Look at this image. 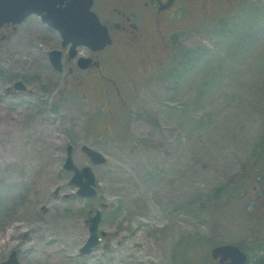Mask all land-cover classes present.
Wrapping results in <instances>:
<instances>
[{"label":"rangeland","instance_id":"374dc122","mask_svg":"<svg viewBox=\"0 0 264 264\" xmlns=\"http://www.w3.org/2000/svg\"><path fill=\"white\" fill-rule=\"evenodd\" d=\"M193 5L162 65L104 60L122 93L115 81L107 94L103 80L96 96L68 92L66 71L48 60L60 37L35 17L0 43V263L16 250L22 264H180L188 239L213 237L216 188L264 166V0ZM19 79L28 92L7 94ZM69 144L96 174L94 197L79 195L64 167ZM99 209L105 235L83 254ZM238 219L221 216L217 240L245 238ZM250 254L257 263L264 246Z\"/></svg>","mask_w":264,"mask_h":264},{"label":"flooded vegetation","instance_id":"af4514ba","mask_svg":"<svg viewBox=\"0 0 264 264\" xmlns=\"http://www.w3.org/2000/svg\"><path fill=\"white\" fill-rule=\"evenodd\" d=\"M196 2L197 0H94L92 8L107 28L111 43L99 50L80 45L76 48V52H72V54V45L64 44L63 38L56 28L45 23L40 14L34 13L30 17H35L39 25L42 23L41 27L53 30L59 35V45L49 49L48 60L52 65L51 50L61 51L63 71L65 70L68 75V78L64 77L62 79L68 88L67 91L74 90L77 85L80 93L82 88L84 95L88 97L96 96L101 92L102 80L107 94L110 91L115 92V88L112 89V82H117L116 89L121 93L124 91L123 88L126 87L122 79L120 77L118 79V75L113 78L109 74L110 72L117 73L116 71L110 70L109 73L105 71L104 60H114L123 68L130 65L131 62L147 64L157 59L162 62V65L166 60L165 58L170 55L169 49L166 52V45L169 46L168 41L172 37L174 22L179 19L181 13L185 11L184 9L193 8V3ZM64 5L65 3L62 4V7ZM185 5L188 7H185ZM57 6L59 7L61 4ZM12 31V25H6L0 30V33L8 34ZM82 57L91 59V63L87 68L81 66ZM103 74L105 78L102 79ZM106 75H110L111 79L107 81ZM11 92L19 94L23 91L16 92L11 88ZM106 102L108 104L107 99ZM124 103L127 102L124 101Z\"/></svg>","mask_w":264,"mask_h":264},{"label":"water","instance_id":"95a60500","mask_svg":"<svg viewBox=\"0 0 264 264\" xmlns=\"http://www.w3.org/2000/svg\"><path fill=\"white\" fill-rule=\"evenodd\" d=\"M65 6L57 7V4ZM93 0H0V29L5 24H17L32 13H43V19L59 30L64 38V44L72 43V50L80 44H86L92 49H101L110 42L106 28L101 24L97 14L92 11ZM46 14H44V12ZM4 37H0L3 39ZM53 66L61 70L63 63L61 51L54 49L50 52ZM90 59L82 58L81 66L88 67ZM83 62V63H82ZM17 90L26 89L23 81L14 84ZM72 144L68 145L67 157L64 167L73 171L71 181L79 186L78 194L83 197H93L97 194L96 174L90 165L79 167L73 158ZM86 152L94 162L101 163L105 157L98 151L84 146ZM102 219V211L97 212L87 219L90 235L80 248L81 253L88 254L100 241L99 225ZM103 235L105 232L102 233ZM212 256L218 259L217 264H247V253L235 243L220 244L212 248ZM0 264H21L18 252L13 250L8 259ZM264 264V262L260 263Z\"/></svg>","mask_w":264,"mask_h":264},{"label":"trees","instance_id":"16d2710c","mask_svg":"<svg viewBox=\"0 0 264 264\" xmlns=\"http://www.w3.org/2000/svg\"><path fill=\"white\" fill-rule=\"evenodd\" d=\"M228 18L221 19V23L227 24ZM185 57L182 52L177 56ZM184 60L181 58L180 63ZM244 180H237L235 185L229 191L222 192L221 187L216 188L213 202L211 203V215L213 218V237L207 239L205 236L193 238L181 247L180 264H215L212 255L209 253L210 245H218L223 242L217 240V234L221 231V226L227 225V222L221 220V216H229L235 212L238 220L245 228V238L238 242L248 253L264 246V166L253 168L247 174ZM215 230V232H214ZM253 244V245H252ZM207 247L205 253L201 252L203 247ZM251 247H248V246ZM264 260V255L259 256Z\"/></svg>","mask_w":264,"mask_h":264}]
</instances>
